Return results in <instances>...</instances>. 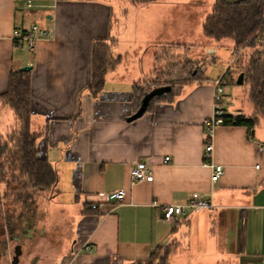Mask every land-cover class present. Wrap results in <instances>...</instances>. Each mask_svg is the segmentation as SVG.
Returning a JSON list of instances; mask_svg holds the SVG:
<instances>
[{"label":"crops","instance_id":"crops-1","mask_svg":"<svg viewBox=\"0 0 264 264\" xmlns=\"http://www.w3.org/2000/svg\"><path fill=\"white\" fill-rule=\"evenodd\" d=\"M27 1L0 0V95L11 70L31 65L30 129L38 134V155L57 172L49 210L65 229L57 264H149L153 251L174 243V264H264V124L252 130L220 124L211 133L205 124L215 80L222 82L227 65L217 76L204 73L199 83L174 86L171 102L153 101L128 121L133 84L149 76L158 47L176 43L161 38L174 7L162 0L139 5L114 25L110 0ZM32 25L48 34L32 49L16 44L13 30ZM96 40H113L116 62L94 95ZM187 44L196 47L193 59L215 58L214 49L202 48L212 39ZM8 109L14 116L0 97V112ZM207 133L213 151L205 161ZM138 161L151 170V181L131 180L129 169ZM211 163L223 167L216 181ZM119 188L121 201L113 196ZM193 192L211 206L163 219L164 205L183 203Z\"/></svg>","mask_w":264,"mask_h":264},{"label":"trees","instance_id":"trees-1","mask_svg":"<svg viewBox=\"0 0 264 264\" xmlns=\"http://www.w3.org/2000/svg\"><path fill=\"white\" fill-rule=\"evenodd\" d=\"M129 1L132 5H140L160 0ZM202 33L208 39L232 40L236 52L249 49L247 62L241 67V72L243 81L249 85L248 99L254 113H228L225 110L222 124L243 125L252 130L260 120L264 121V0H214L210 13L203 21ZM113 44V40H96L93 44L89 90L94 95L102 90L106 72L115 65L116 61L112 58ZM194 46L167 43L155 50L151 73L132 86L134 111L144 93L155 86L170 85L171 90L153 97L149 105L157 100L171 102L174 86L199 83L205 78V67L199 66V60L189 55ZM0 97L1 102L11 107L16 119L5 134L0 133L2 236L13 234L22 227L27 232L29 229H38L44 221L53 222L49 207L57 185V172L45 157L38 155V134L30 129L29 71L11 70L7 90ZM172 245L160 246L153 251L149 264H168L176 248Z\"/></svg>","mask_w":264,"mask_h":264},{"label":"rangeland","instance_id":"rangeland-1","mask_svg":"<svg viewBox=\"0 0 264 264\" xmlns=\"http://www.w3.org/2000/svg\"><path fill=\"white\" fill-rule=\"evenodd\" d=\"M162 1L163 3L172 5L174 8L170 10L175 13V18L171 19L169 23L166 22L165 34L162 35L163 37L161 36L162 39L164 38V40L170 42L176 41V43L183 44L190 42L202 43V40L208 39L202 33V20L210 13L213 0H198L195 2V5H190L195 0ZM147 4L149 3L140 5L145 6ZM110 5L114 7L112 20L114 25L117 21H120L124 15L133 17L136 6H139L132 5L129 0H110ZM202 48H204L205 51L206 48L215 50V56H213L215 58L202 55L200 59H197L199 60V66L205 67V73L208 74L210 78L220 74L223 67L227 65L224 68V79H222L225 108L229 110L234 108V111L243 114H247L248 112L253 114V106L248 99V83L244 81L240 84L237 83L241 67L247 62L249 49L245 48L242 51L236 52L234 43L228 38L213 40V44L202 46ZM195 49L196 47L191 49L189 54L190 57H193V51H195ZM195 58H199V56ZM13 117L10 109H8V112H0V124L3 126L0 127L1 134H4L3 131L6 130L5 126L13 121ZM260 124H264V121L260 120ZM1 188L3 191V185H1ZM57 227L59 231H57ZM64 230V226L61 224L55 225L53 222L44 221L36 230L29 229V231L26 232V229L22 227L15 230L13 234L6 233V235L0 236V264H10L16 244H20L22 250L17 264H57L58 257L56 254L60 252ZM172 246L176 247V251L179 249L178 245L176 246L175 243ZM67 248L68 243H65L63 250L65 251ZM174 253L172 252L170 255L168 263L171 262V264H174V259L171 260V256ZM175 264L179 263L176 262ZM229 264L236 263L231 262Z\"/></svg>","mask_w":264,"mask_h":264},{"label":"built area","instance_id":"built-area-1","mask_svg":"<svg viewBox=\"0 0 264 264\" xmlns=\"http://www.w3.org/2000/svg\"><path fill=\"white\" fill-rule=\"evenodd\" d=\"M57 1V0H52ZM31 0L27 1V5L30 6ZM48 34V30L41 29L37 25H32L28 30H13V39L17 44L22 43L23 41L27 46L32 49L35 45V40L39 36ZM225 113L224 105V88L221 82V79L218 78L215 80L213 86V108L211 116L205 120L208 133H211L213 128L217 125L223 123V114ZM205 136L204 140V151L203 159H209L213 151V143L210 137V134ZM165 161L169 162V157H165ZM212 168L211 181H216L220 175L223 173V167L220 164H210ZM130 176L133 182L135 181H151L153 176L151 170L143 161H138L131 165ZM124 189L119 188L113 192V196L116 200L121 201L124 197ZM97 205L92 204L91 207L95 208ZM211 202L209 199L203 197L198 192H193L189 198L183 203H171L164 205L162 208V217L165 220L171 219L175 215H182L187 209L189 210H201L206 207H210ZM87 248V247H86Z\"/></svg>","mask_w":264,"mask_h":264},{"label":"water","instance_id":"water-1","mask_svg":"<svg viewBox=\"0 0 264 264\" xmlns=\"http://www.w3.org/2000/svg\"><path fill=\"white\" fill-rule=\"evenodd\" d=\"M21 70L28 71L31 69V65H24L20 68ZM243 82V72H240L238 78H237V83H242ZM171 90L170 85H159L151 88L149 91L145 92L144 95L142 96L140 100V104L138 108L131 113L130 115L127 116L128 121L135 120L142 116V114L147 110V107L149 105L150 100L153 97L159 96L164 94L165 92H168ZM21 245L16 244L14 246V254L12 256L10 264H17L19 260V255L21 254Z\"/></svg>","mask_w":264,"mask_h":264}]
</instances>
